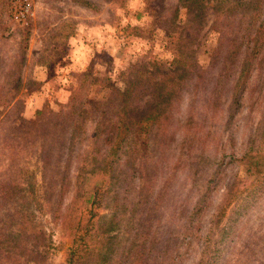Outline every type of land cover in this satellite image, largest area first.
I'll return each instance as SVG.
<instances>
[{
	"label": "trees",
	"instance_id": "obj_1",
	"mask_svg": "<svg viewBox=\"0 0 264 264\" xmlns=\"http://www.w3.org/2000/svg\"><path fill=\"white\" fill-rule=\"evenodd\" d=\"M71 1L98 10L88 0ZM104 1L123 9L127 0ZM144 5L147 11L134 14L133 34L146 35L140 25L146 15L176 36L165 67L147 62V72L130 68L100 81L89 69L78 71L57 111L43 107L18 125L0 114V264L47 263L51 240L37 219L46 215L71 238L60 264H264V234L253 228L256 205L244 202L222 223L221 202L212 225L205 224L224 175L220 154L236 147L237 135L246 138L234 128L244 104L259 97L256 82L264 96V0ZM208 11L218 39L203 69L190 29ZM75 33L63 22L51 41L64 44ZM28 39L14 56L10 89L0 86V107L15 109L26 95L15 72ZM256 126L257 143H243L234 154L258 181L264 105ZM33 158L41 172L37 187ZM106 209L111 221L104 225Z\"/></svg>",
	"mask_w": 264,
	"mask_h": 264
},
{
	"label": "rangeland",
	"instance_id": "obj_2",
	"mask_svg": "<svg viewBox=\"0 0 264 264\" xmlns=\"http://www.w3.org/2000/svg\"><path fill=\"white\" fill-rule=\"evenodd\" d=\"M19 1H0V86L4 91L10 89V83L15 76V66L12 62L14 56L18 55L16 52L19 45L26 36L29 37L22 70L15 72L20 75L21 92L26 95L15 109L0 107V114L10 117V124L15 122L18 125L20 122L17 120L20 118L32 119L36 111L43 107L57 111L59 104L68 101L72 86L75 84L73 75L78 71L89 69L99 81L105 75L115 80L127 69L147 72L149 69L147 62H155L165 67L171 60V45L175 42L176 36L156 28L153 18L142 16L140 25L143 26L146 35L140 36L132 32L131 27L139 24L134 14L141 10L147 11L144 4L148 0H127L123 9H117L104 0H88L98 7L97 11L86 9L71 0H30L32 9L23 22H18L13 17V7H18ZM166 2L170 6L175 4L176 0ZM179 17L182 20L185 17L183 9L179 11ZM63 22L70 23L75 29V35L64 44L52 42L55 29ZM190 33L195 39L196 60L203 69H206L217 47L218 39V34L211 24L210 11L197 19ZM256 83L259 84V88L255 94L259 97L249 99L244 104L242 115L234 128L236 134L244 133L246 138L237 135L236 147L220 154L219 160L223 162L224 175L221 173L218 185L220 189L214 196V206L211 207L210 216L206 217L205 224L208 226L213 223L214 219H210L211 213L215 212L221 202L223 204L221 206L227 205L226 217L222 223L231 211H235L246 202L247 206L256 205L253 228L260 229L264 234V177L256 181L252 171L235 161L237 159L234 154L240 152L243 143L247 147L254 146L262 134L259 130L253 132L260 122V113L264 105L261 84ZM183 153L190 157L186 151ZM192 155L195 157L200 153ZM29 167L35 174L36 187L40 186L41 172L37 160L33 158ZM200 183L202 182L197 181V186H200ZM226 192V199L222 201ZM226 200L231 202L225 204ZM104 211L102 212L106 213L107 217L103 224L107 225L111 221V213L108 209ZM49 216L37 218L51 240L46 264H60L65 259L71 238L63 236Z\"/></svg>",
	"mask_w": 264,
	"mask_h": 264
},
{
	"label": "built area",
	"instance_id": "obj_3",
	"mask_svg": "<svg viewBox=\"0 0 264 264\" xmlns=\"http://www.w3.org/2000/svg\"><path fill=\"white\" fill-rule=\"evenodd\" d=\"M32 9L30 0H20L19 6L13 7V17L18 22H23L29 16Z\"/></svg>",
	"mask_w": 264,
	"mask_h": 264
}]
</instances>
